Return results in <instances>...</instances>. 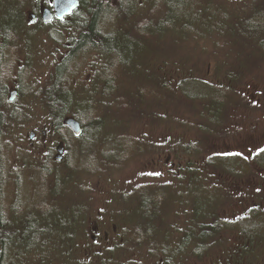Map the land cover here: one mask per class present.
Returning <instances> with one entry per match:
<instances>
[{
    "label": "rangeland",
    "instance_id": "rangeland-1",
    "mask_svg": "<svg viewBox=\"0 0 264 264\" xmlns=\"http://www.w3.org/2000/svg\"><path fill=\"white\" fill-rule=\"evenodd\" d=\"M132 1L102 23L123 44L118 56L84 50L70 65L72 99L61 121L77 117L98 129L89 149L67 126L54 131L56 117L44 100L73 27L42 28L37 0H0V21L22 18L10 26V47L2 46L0 33L7 59L0 87L6 98L17 89L3 113H21L5 128L0 200L10 217L16 170L19 211L51 197L57 214L39 239L9 249V264H264V238L228 226L203 242L186 240L194 231L192 201L206 197L204 187L218 185L225 193L209 205L212 217L230 223L264 210L262 169L251 164L233 174L205 162L215 153L247 157L264 145V42L260 47L240 34L248 14L264 12V0H192L182 9L185 18L159 0ZM127 141L129 150L117 149ZM60 143L65 149L57 160ZM187 162L191 168L179 171ZM34 171L38 183L30 179ZM40 182L38 193L28 192ZM45 184L54 196L43 194ZM148 191L168 195L149 223L140 207ZM255 226L264 231L262 222Z\"/></svg>",
    "mask_w": 264,
    "mask_h": 264
},
{
    "label": "trees",
    "instance_id": "trees-1",
    "mask_svg": "<svg viewBox=\"0 0 264 264\" xmlns=\"http://www.w3.org/2000/svg\"><path fill=\"white\" fill-rule=\"evenodd\" d=\"M167 0H159L157 3L162 4V8H166L165 4L168 5L167 10L173 11L175 16L177 18H185V15L188 13L183 11L182 9L185 8V6L191 4L192 0H169V3H165ZM160 4V5H161ZM46 5L49 6L48 2L46 1ZM132 5L134 6V2L131 0H80V5L75 10L71 16L70 19L73 18V21L68 22L63 20H52L49 23H41V27L46 29L48 27H54V25H60L63 22L67 23L71 27H73L71 30H74L73 34L71 36L66 37V43L67 48L69 49V52L66 54V56L62 59V61L57 64L55 68L54 78L51 86L45 91V105L49 112V115L55 118V122L53 123L54 131H60L64 127L61 121V117L64 116V114L69 110L68 105L71 104V91L67 85L66 79L67 76H69L70 72L69 70L70 65L75 60L76 55L84 52V50H96L101 49L104 51L106 55H111L112 57L118 56L120 45H123L121 43H115L114 41V35L112 34L111 30L105 29L103 26L104 19L117 10H125L126 8H132ZM85 7L86 13H82V8ZM127 10V9H126ZM125 10V11H126ZM78 13V15H77ZM22 20L21 14L18 13L15 18H11L10 21H0L2 23L0 25V33L1 36L4 38L3 47L8 48L10 47L7 44V40H9L11 37L8 36L9 33L13 29L10 26H14L17 23H20ZM160 22L164 20V15L160 16L159 18ZM172 20V19H171ZM170 20V21H171ZM7 23V24H6ZM242 29L240 31V34L244 36L246 39H249L252 43L257 44V46L261 47V43L264 42V12L256 10L251 14V16L248 14V17L242 20ZM5 25V26H2ZM187 28L188 23L185 24ZM173 28V27H172ZM56 30L59 32V28H52V30ZM51 30V29H50ZM62 30V29H60ZM108 32V33H107ZM54 39H57V36H54ZM263 47V46H262ZM122 50V46H121ZM1 51H4L1 49ZM75 54V55H74ZM4 52H0V80L2 81L3 74L6 71V65H7V59L4 56ZM70 56V58H69ZM64 60V61H63ZM2 62H4L5 66L3 68ZM60 65V66H59ZM186 80V79H185ZM184 80V82H185ZM189 78L187 79V81ZM192 80L198 82L195 77L192 78ZM183 82V83H184ZM182 83V82H181ZM202 84L201 82H198ZM208 87L210 84H202ZM183 94H185L183 92ZM186 95V94H185ZM226 96H222L224 98ZM196 98V97H195ZM6 102L5 92L3 89V86L0 87V182L2 181V172H3V166L5 164L4 160L2 159V151L5 145H3L4 142V135L5 134V128L12 122H16L15 119H20V112L13 113H3V106ZM6 115V117H5ZM77 118V117H76ZM79 122L81 123L82 130L79 136L75 137V139H83V141L86 142V146L91 149V146L93 143H95L97 131L98 129L92 130L91 126H85L82 121L77 118ZM93 120V119H91ZM98 120V119H96ZM94 121V120H93ZM127 144H124L125 147H122L121 145L117 147V149H127L131 148V144L129 141H127ZM5 144V143H4ZM193 145V144H192ZM71 149H69L70 151ZM125 150V151H127ZM76 150H74L75 152ZM189 155L191 154L190 150ZM73 152V153H74ZM83 154H86L85 152H82ZM130 153V152H129ZM12 154V153H11ZM137 154V153H135ZM12 156V155H11ZM24 159L19 154L16 155V159L20 160ZM211 163L215 165L216 167L223 168L229 172H232L233 174L241 173L244 169H250L251 164H255L257 167L262 169L264 171V145H262L257 151L252 153L249 156H236L233 154H223L219 155L217 153L209 155L205 162ZM191 163L187 162L185 167L179 168V171L186 172V169L191 168ZM79 165V163H78ZM76 164H71L72 168H76ZM46 167H43L41 169V174H44ZM43 171V172H42ZM14 173V172H13ZM19 172L14 173V177L16 178V188L14 189V195L15 200L13 201V204H11V211H10V217H7L5 214V211L3 209V203L0 200V264H9L11 253L9 249H14L16 245H18V242L20 241L22 244L30 245V240L33 242L37 240L39 235H42V233L46 232L49 228L51 229L50 223V216H56V212L52 208L54 206V202H50V198L48 197L47 200L40 202L39 204H35V202L25 210H20L18 207V201H19ZM34 175L30 176V179L34 183H38V171L33 172ZM21 174V173H20ZM18 176V177H17ZM45 176V174L43 175ZM43 178V177H42ZM41 182H45L43 179ZM39 183L35 186H32L28 192L29 193H38V186H42V183ZM44 188L46 191L43 193H48L52 196L53 193L49 191L46 188V184L44 185ZM196 188V186L194 187ZM193 188V189H194ZM206 197H203L202 194L197 195L199 196L198 199L196 198L194 201H192V211H191V221L192 222V229L194 231L190 232V235L186 236V240L189 238H196L200 241H205L209 239L210 237L216 235L219 233L222 229L231 227L236 229L237 231L243 232L246 236L252 237V238H264V231L259 232L256 228L255 224L262 222L264 224V210H257V208L249 210V213L243 214L241 218H238L234 221H228L221 220L220 218L212 217L213 213H211V209L209 210V205H214L215 203L219 202V199L225 197V193L223 189H221L218 185H212L209 188L204 187L203 188ZM2 190V186L0 184V191ZM48 190V191H47ZM31 191V192H30ZM47 194V195H48ZM49 196V195H48ZM193 196H196V194H193ZM168 197L167 194H161L156 191H148V194L141 199V210L145 212L146 217L145 219L149 223L156 215V211L158 210V203H160L161 200H165ZM192 197V192H191ZM202 197V198H201ZM26 198H32L30 196ZM1 199V197H0ZM49 200V201H48ZM38 201V200H37ZM29 204V203H25ZM10 205V204H9ZM8 205V206H9ZM55 212V213H54ZM3 214V216H2ZM22 214H32L30 218H25L22 216ZM57 217V216H56ZM251 218H255L254 220H251ZM261 218V221L259 220ZM9 222V223H8ZM50 222V223H49ZM43 224L41 227L39 224ZM148 228V226H147ZM5 229V230H4ZM256 230V231H255ZM148 231V230H146ZM258 231V232H257ZM146 235H148V232H144ZM263 233V234H262ZM150 237V235H148ZM192 236V237H191ZM139 237V236H138ZM147 237V236H146ZM143 238V237H142ZM39 239V238H38ZM151 240V238H150Z\"/></svg>",
    "mask_w": 264,
    "mask_h": 264
},
{
    "label": "water",
    "instance_id": "water-1",
    "mask_svg": "<svg viewBox=\"0 0 264 264\" xmlns=\"http://www.w3.org/2000/svg\"><path fill=\"white\" fill-rule=\"evenodd\" d=\"M79 4V0H53V12L45 8L42 11L41 17L44 21L51 20L53 15L58 18H63L64 16L69 15L75 8H77ZM65 123L75 134L81 133V125L74 118H66ZM58 150L62 151V147H60Z\"/></svg>",
    "mask_w": 264,
    "mask_h": 264
},
{
    "label": "flooded vegetation",
    "instance_id": "flooded-vegetation-1",
    "mask_svg": "<svg viewBox=\"0 0 264 264\" xmlns=\"http://www.w3.org/2000/svg\"><path fill=\"white\" fill-rule=\"evenodd\" d=\"M38 9L40 10V9H42V8H38ZM4 56H5V54L3 55V57H4ZM6 66H7V65H6ZM16 94H17V89H16V88H12V89L10 90L9 96L6 98L7 103L14 101V100H15V96H16Z\"/></svg>",
    "mask_w": 264,
    "mask_h": 264
},
{
    "label": "bare ground",
    "instance_id": "bare-ground-1",
    "mask_svg": "<svg viewBox=\"0 0 264 264\" xmlns=\"http://www.w3.org/2000/svg\"><path fill=\"white\" fill-rule=\"evenodd\" d=\"M75 55V54H74ZM69 58H70V56H69ZM64 61V60H63ZM61 62V61H60ZM60 66V65H59ZM58 67V66H57ZM22 92V91H21ZM6 116V115H5ZM2 216H3V214H2ZM9 223V222H8ZM5 230V229H4Z\"/></svg>",
    "mask_w": 264,
    "mask_h": 264
}]
</instances>
